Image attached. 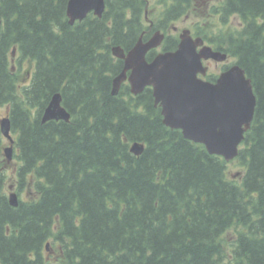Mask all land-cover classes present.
<instances>
[{
  "label": "trees",
  "instance_id": "1",
  "mask_svg": "<svg viewBox=\"0 0 264 264\" xmlns=\"http://www.w3.org/2000/svg\"><path fill=\"white\" fill-rule=\"evenodd\" d=\"M146 1L105 0L101 17L70 24L68 0H0V107H8L17 194L26 196L9 204L0 166V264H264V0H223L209 12L240 25L195 33L244 69L255 94L235 178L223 157L163 123L151 87L133 95L123 82L112 94L123 61L111 48L167 33L191 7L162 0L150 27ZM177 44L167 34L162 50ZM15 54L34 63L26 83L11 68ZM58 91L69 121L42 122ZM135 141L144 144L139 155ZM3 142L0 132L2 164Z\"/></svg>",
  "mask_w": 264,
  "mask_h": 264
},
{
  "label": "water",
  "instance_id": "2",
  "mask_svg": "<svg viewBox=\"0 0 264 264\" xmlns=\"http://www.w3.org/2000/svg\"><path fill=\"white\" fill-rule=\"evenodd\" d=\"M105 8V0H68L66 15L73 24L90 12L101 17ZM178 38L176 49L158 52L150 61L146 59L147 52L160 46L164 39L160 30L145 41L140 36L127 51L113 46L112 54L122 59L123 68L112 80V94H117L125 81L133 95L151 87L154 105H159L166 126L179 129L185 138L203 144L210 154L231 161L237 156L254 116L256 98L251 80L237 63L222 70L215 81L205 79L208 65L204 61L223 62L227 53L204 43L201 36L193 37L188 28H183ZM69 119L61 93L55 92L42 112L41 121ZM10 131L9 118H0V132L10 143L3 150L8 162L14 142ZM143 149L141 142L130 144L135 155ZM8 202L14 207L18 205L15 191L9 192Z\"/></svg>",
  "mask_w": 264,
  "mask_h": 264
},
{
  "label": "rangeland",
  "instance_id": "3",
  "mask_svg": "<svg viewBox=\"0 0 264 264\" xmlns=\"http://www.w3.org/2000/svg\"><path fill=\"white\" fill-rule=\"evenodd\" d=\"M223 0H191V7L187 13H184L182 16L177 18L176 20L169 23L168 27V34L177 36L178 33L181 31L182 28H189L193 32L201 30L202 32L206 33L207 35L211 36L212 34L218 33L219 31H225L229 28L238 27L240 25L239 18L236 16L231 17L227 23L222 24L220 21V17L215 14L212 15L209 11L212 7L218 6L222 3ZM164 4L159 2V0H147L146 1V11H145V20L146 24L149 21H154L156 18L159 17L160 12L164 8ZM176 27V31L172 30V27ZM161 47H158V51ZM233 60L228 58L225 62H214V61H207L206 64L209 65L208 73L218 74L224 65L231 64ZM11 68L14 72L17 73L19 83H26L29 80L30 74L34 68V63L30 59H20L18 55H14L10 60ZM7 106L0 107V118L6 116L7 113ZM12 137L13 134L10 131ZM4 144L3 147L10 145L9 141L6 137H3ZM14 151V143L12 144V158L9 162L6 161L2 164V160H0V166H2L3 173L7 176L6 180V190L7 193L10 191L9 186L11 187V191L16 190L15 178H14V170L16 167L17 160L14 158L13 155ZM228 175L235 178L237 176V172L240 171L235 164L236 162L231 160L228 161ZM18 196L22 199H25L24 192L18 194ZM237 232V227H232L228 229L224 236H223V254L224 256H229L230 253V244L234 240ZM53 252H50L49 255H52ZM54 255V254H53Z\"/></svg>",
  "mask_w": 264,
  "mask_h": 264
},
{
  "label": "flooded vegetation",
  "instance_id": "4",
  "mask_svg": "<svg viewBox=\"0 0 264 264\" xmlns=\"http://www.w3.org/2000/svg\"><path fill=\"white\" fill-rule=\"evenodd\" d=\"M162 4H163V3H162ZM145 11H146V9H145ZM150 22H152V24H151ZM153 24H154L153 21H149V22H148V25H149L150 27H151ZM155 30H156V29H154V31H155ZM158 30L162 31L161 29H158ZM172 30L176 31V27L173 26V27H172ZM154 31H152L151 35L154 33ZM190 33H191V35H192L193 37H195V36H199V35L195 34L196 32H193L191 29H190ZM167 34H168V33H165V32H164V39H163V42L161 43L160 46H158V47H161V49H160L159 51L157 50L158 47L153 49V50L156 51V54H157L158 52H160V51H163V50H162V48H163V43H164V41H165V39H166V35H167ZM151 35H150V36H151ZM141 36H142V34H141ZM150 36H149V37H150ZM149 37H148V38H149ZM148 38H147V39H148ZM142 39H143V37H142ZM147 39H143V40L145 41V40H147ZM204 42L210 44L209 42H207L206 39H204ZM210 45H211V44H210ZM212 47H213V46H212ZM156 54H155V55H156ZM207 61H211V60H207ZM207 61H204V63H206Z\"/></svg>",
  "mask_w": 264,
  "mask_h": 264
},
{
  "label": "bare ground",
  "instance_id": "5",
  "mask_svg": "<svg viewBox=\"0 0 264 264\" xmlns=\"http://www.w3.org/2000/svg\"><path fill=\"white\" fill-rule=\"evenodd\" d=\"M153 26H154V25H153ZM149 29H150V28H149ZM149 29H148V30H149ZM148 30H147V31H148ZM156 30H158V29H156ZM150 33H151V32H150ZM145 39H147V38H145ZM129 148H130V147H129ZM133 154H134V153H133ZM48 245H49V244L46 243V247H48Z\"/></svg>",
  "mask_w": 264,
  "mask_h": 264
}]
</instances>
